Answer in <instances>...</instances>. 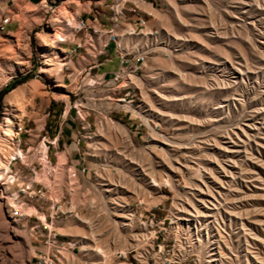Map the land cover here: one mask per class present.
<instances>
[{
    "label": "rangeland",
    "instance_id": "obj_1",
    "mask_svg": "<svg viewBox=\"0 0 264 264\" xmlns=\"http://www.w3.org/2000/svg\"><path fill=\"white\" fill-rule=\"evenodd\" d=\"M96 1L107 12L110 1ZM9 5L14 23L9 35L0 33V71L11 72L23 30L30 63L0 86V131L6 126L7 98L16 89L30 91L39 82L44 94L32 100L15 126L17 135L23 129L14 159L21 158L9 161L13 173L5 175L0 190V264H38L44 239L32 229L41 225L38 218L50 216L52 202L64 197L65 210L71 207L77 218L57 216L53 227L77 246L74 264H264V0H156L146 33H158V39L150 44L142 78L132 77L138 85L135 103L144 102L150 121L145 118L147 125L138 127L139 119L130 120V114L117 112L110 122L91 112L80 165L89 167L91 175L65 165L59 183L55 152L49 158L47 145L49 173L41 157L43 137H33L31 129L37 124L40 133L45 124L41 104L53 99L69 103L55 93L75 89L65 87V64L55 48L67 16L76 19L90 0L66 1L56 9L66 5L69 10L59 15L60 22L54 13L51 17L59 39L47 28L46 1L11 0ZM127 27L123 24L118 34ZM42 34L55 45L43 48L49 66L40 55ZM75 62L73 68L88 63ZM45 67L49 73L42 71ZM117 67L115 61L103 71ZM92 97L87 96L88 102ZM124 107L134 116L142 114L132 102ZM38 175L41 180L31 183ZM39 191L47 200L38 198ZM15 193L21 197L20 210L12 205ZM14 211L23 217L13 219ZM64 257L69 260L71 254Z\"/></svg>",
    "mask_w": 264,
    "mask_h": 264
},
{
    "label": "built area",
    "instance_id": "obj_2",
    "mask_svg": "<svg viewBox=\"0 0 264 264\" xmlns=\"http://www.w3.org/2000/svg\"><path fill=\"white\" fill-rule=\"evenodd\" d=\"M12 1L14 2V0ZM44 1L47 2L50 9L47 13L49 14L47 28L49 27V32L54 37L56 31L54 30V25L50 24L53 11L58 9L62 3L74 0ZM80 1L82 2V0ZM146 2V0H112L109 4L108 12L105 13L99 8L97 1L90 0V5L88 7L85 6L82 12L83 14H87L88 17H85L82 13L76 19L67 16V19L63 23V36L57 43L55 53L58 51L61 54V59L65 64L62 72L64 73V80H68L65 87L69 88L75 85V89L71 91L55 90L56 92H64L69 103L66 99L52 100L50 105L52 103H62L63 110L59 116L56 135L51 137L50 132L54 127V123H49V138L44 136L42 142L48 145L49 158L50 152L54 151L56 159L57 152H61L62 148L67 150L68 146L71 148L73 145H77L78 148L71 150L67 154L68 160L72 159L73 162L68 161L66 167L69 170L73 167L76 168L79 175L90 176L92 172L87 166L80 168L82 161L85 163V158L81 152L82 143L86 142L88 135L91 134H87L91 128V123L87 121L91 112L98 113L100 117L104 116V120L110 122H114L113 118H115V113L117 112L124 113V115L130 114V120L139 119L140 124L138 127L147 125L145 118L150 116L148 114L149 111L144 102L140 104L135 103L138 85L132 81V77L134 76L142 78L144 68L148 64L152 53L150 44H154L158 39V33L150 30L147 35L144 32L148 27V18L152 16L142 7ZM74 4L71 3V9ZM86 9L89 10L87 11ZM13 23L11 16H8V10L2 8L0 3V33L9 35L11 32L10 26H13ZM123 24H126V27H131L134 32L129 33L122 40L118 41L116 37L117 31ZM60 46L63 47L61 48ZM111 49L112 52L110 51ZM76 58H79L81 63H85V61L88 63L84 67L75 65V68H73L72 64L76 63ZM115 61H118V67L114 71H103V68L107 64L114 63ZM126 82L128 85L124 86ZM49 89L53 91L50 84ZM86 95L93 96L90 102H88ZM129 102L133 103L135 110H141L142 114L134 116L132 110L126 109L124 105ZM68 104H70L69 108ZM72 111H75V117L73 118L75 121L74 136L70 138L72 141L70 145L68 142H64V147H60V141H64L65 138L67 139L63 128L70 119ZM148 119L150 121V118ZM86 125H89V128ZM42 129L45 131L47 126L44 124ZM22 133L23 129L18 135V140L21 142L20 147L22 146V140L20 139ZM91 149H93L94 158H96L97 152H95V148L92 147ZM76 153L79 154V159L74 160V154ZM14 161L18 160H13L12 163ZM50 163L53 162L51 161ZM32 170L36 173L35 169L32 168ZM28 190L29 188L20 190V192L26 193ZM38 198L47 200L45 193L42 191L38 192ZM63 200L56 203L51 201L52 212L50 216H45V220L38 218L41 225L35 226L32 229L36 236L44 239L45 249L38 251V256L36 257L38 264H74L72 257L75 255L74 252L77 246H70L71 241L63 239L64 236L53 227L57 216L63 215L68 216V218L75 216V212L71 210V207L65 210L66 205L63 204ZM66 204L71 205L69 201ZM11 213L13 219H16L18 215L22 216L21 211ZM30 217L32 216L30 215ZM49 217L52 226L49 225ZM44 222H47V224H44ZM44 231L45 233H43ZM65 252L71 254L69 260L64 257Z\"/></svg>",
    "mask_w": 264,
    "mask_h": 264
},
{
    "label": "bare ground",
    "instance_id": "obj_3",
    "mask_svg": "<svg viewBox=\"0 0 264 264\" xmlns=\"http://www.w3.org/2000/svg\"><path fill=\"white\" fill-rule=\"evenodd\" d=\"M45 8L49 9V6L46 5ZM68 7L64 5L60 10H54V21L60 22L59 15H65L68 13ZM28 21H24V24H27ZM19 43L20 48L19 51L15 49V52L18 57H16L14 60V64H10L11 66V72L6 74L3 71H0V86L6 85L15 75L18 73H24L27 69H29V63H30V51L28 46V32L22 31L19 35ZM60 35L56 34L54 39H59ZM40 42V55L42 58H46V62L44 63L45 66H49V60L47 59V56L45 52L43 51V48H54V43L52 40L49 39V37L45 34L40 35L39 37ZM7 62V61H4ZM1 68V67H0ZM44 73H49L50 69L45 67L42 70ZM44 75V74H43ZM42 76V75H41ZM44 78V77H43ZM49 78V77H48ZM39 94H44L41 84L39 82H35L31 86V90L25 88V86L20 87L16 89L8 98H7V104H8V116L5 118L6 126L3 129L4 131H0V190L2 187V183L6 180V174H12L13 169L12 165H10V160H19L21 157L18 156L16 159L14 157L18 153V142L16 139H18V135L15 133V126L17 123L18 118L20 115L25 112L26 107L32 102L33 99H35ZM41 157L43 161L46 163V167H49L48 171L51 172V167L48 162L47 157V144H44L42 146V152ZM64 164L65 159L61 158L57 169V181L58 183L61 180V177L63 175L64 171ZM41 175H38L36 178H34L31 183H34L36 181L41 180ZM12 179H15V177H11ZM71 179L73 181L72 184L76 183L75 176L71 175ZM15 183V181L12 182V184ZM58 187V186H57ZM19 193H15L12 195V205L17 210H20L19 204L21 203ZM121 256H124L126 253L125 251H122L119 253Z\"/></svg>",
    "mask_w": 264,
    "mask_h": 264
},
{
    "label": "crops",
    "instance_id": "obj_4",
    "mask_svg": "<svg viewBox=\"0 0 264 264\" xmlns=\"http://www.w3.org/2000/svg\"><path fill=\"white\" fill-rule=\"evenodd\" d=\"M43 1L44 0H25V2L27 4H30V5H35V4L39 5ZM108 1H110V3H111L112 0H108ZM146 1L147 2L144 3L142 5V7L145 8V10L148 13H150L151 15H154L152 13V11L155 10L154 2L152 0H146ZM10 2H11V0H0L1 6L5 10H7L10 7V5H9ZM15 2H16V0H14V3ZM108 7H109V5H108ZM108 10H109V8H108ZM108 10H107V12H108ZM147 30H148V28L144 32L146 33ZM133 32H134V30L131 28L124 35H120V34L117 33V36L118 37H126L129 33H133ZM63 81H65V80L63 79ZM47 88L49 89V87H47ZM55 93H57L59 95H62V96H65L64 92H55ZM69 107H70V104H68V108ZM62 110H63V104L62 103H59V104L52 103L51 105L50 104H45V105L44 104H41V106L39 107V111L44 115V121H45V125L47 126V129L45 131L43 129H41L40 130V133H38L37 132V124H35L36 125V128L35 129H31L32 136L33 137H37V138L46 136L47 138H49V123H54V127L51 130V132H50L51 137H54L56 135V133H57L59 116L62 113ZM86 127L88 128L89 125H86ZM63 130L66 133L67 139L65 138L64 141L63 140L60 141V147L63 146L64 142L67 143V142L70 141V138H71L72 135L69 132L74 133V130H75V121L73 120V118H71V119L68 120V122L65 124ZM34 131H35L36 134L38 133V135L33 134ZM76 148H78V146L77 145H73L71 147V150L76 149ZM58 153L59 152H57V154ZM68 153H70V152H68V151H67V153H65V152H62L61 153L60 152L58 154V157H57V166H58V164L60 162V159L63 158V159H65V164H64V167H65V165L67 164V160H68V156H67ZM75 170H76V168L73 167L72 168V171L75 172ZM72 233L73 234H78L79 233V230L78 231L73 230Z\"/></svg>",
    "mask_w": 264,
    "mask_h": 264
},
{
    "label": "trees",
    "instance_id": "obj_5",
    "mask_svg": "<svg viewBox=\"0 0 264 264\" xmlns=\"http://www.w3.org/2000/svg\"><path fill=\"white\" fill-rule=\"evenodd\" d=\"M13 88H15V86L11 87L10 90H12Z\"/></svg>",
    "mask_w": 264,
    "mask_h": 264
}]
</instances>
